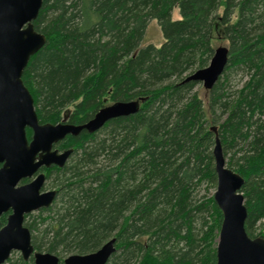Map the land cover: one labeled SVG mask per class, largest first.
<instances>
[{"label":"trees","instance_id":"obj_1","mask_svg":"<svg viewBox=\"0 0 264 264\" xmlns=\"http://www.w3.org/2000/svg\"><path fill=\"white\" fill-rule=\"evenodd\" d=\"M152 19L164 42L139 47ZM34 27L47 43L22 79L41 123L83 124L106 97L139 103L56 145L73 152L63 167L44 168L53 203L26 216L37 251L85 254L115 237L107 264H216V135L225 159L248 147L226 163L245 180L247 233L264 237V0H45ZM215 32L229 57L205 101L185 78L210 63ZM238 71L249 77L233 92L229 73ZM203 185L210 195L198 200ZM12 256L5 264H35Z\"/></svg>","mask_w":264,"mask_h":264},{"label":"water","instance_id":"obj_2","mask_svg":"<svg viewBox=\"0 0 264 264\" xmlns=\"http://www.w3.org/2000/svg\"><path fill=\"white\" fill-rule=\"evenodd\" d=\"M44 1L0 0V216L13 208L0 228V264H5L14 251L25 260L33 257L35 264H60L58 255L34 248L32 232L25 225L28 214L49 207L57 195L56 189L43 191L46 175L40 170L66 164L73 149L59 151L54 146L68 135L96 132L110 119L133 114L139 107L136 100L119 101L83 124L66 119L58 123L39 121L33 95L22 76L30 58L47 43L46 35L34 27ZM228 57V47H217L210 63L185 80L212 88L225 70ZM28 129L32 131L30 139ZM213 156L217 175L214 199L223 215L216 264H264V237H251L245 229L247 207L241 192L245 180L228 167L217 135ZM25 179L32 180L22 183ZM115 243L112 237L96 251L69 255L63 264H107L116 251Z\"/></svg>","mask_w":264,"mask_h":264},{"label":"rangeland","instance_id":"obj_3","mask_svg":"<svg viewBox=\"0 0 264 264\" xmlns=\"http://www.w3.org/2000/svg\"><path fill=\"white\" fill-rule=\"evenodd\" d=\"M222 11H223V7H220L218 13L221 14ZM180 16H181V14H180V11H179V7L175 6L173 11H172V18L173 19H179ZM213 39H214L213 40V44H214L215 48H217L219 46L229 47L228 41L225 38H223L222 36L218 35V33H216V32L214 34V38ZM163 42H164V36L162 34V30H161V27L159 25V22L156 19H152L149 22V24H148V27L146 29L144 38L141 41V44H140L139 47H143V46H146L148 44H154L156 46H160ZM248 77L249 76L246 73L242 72V71L233 72V74L229 73V87H230V89L233 90V92H234V90H237L238 88H241L242 84L247 80ZM194 92H197L199 94V96L203 97L204 100L206 101V99L208 97V90L203 85V82H199L196 85V87L194 89ZM104 101H105L104 104H106V105H110L112 103L111 100L108 97H106ZM72 110H73V107H70L69 110H66V111L63 112V116L69 115L70 111H72ZM217 114L219 115L220 111H217ZM247 148L248 147L246 145H243V146H240V145L238 146L237 145V146H235L233 148L232 152H229L227 154L226 161L232 160L233 162H237L239 157L242 155L243 152H245L247 150ZM52 188H54V187H53L51 179L49 178L45 182V185H44L43 189L44 190H49V189H52ZM209 192L212 194L213 190H210ZM209 195L210 194H208L207 185H203L200 188V191L198 193V197L197 198H198V200H204V197H207ZM38 211L39 210H36V211L33 212L35 214V215H33V217L39 215ZM33 217H28V218L25 219V221L27 220V222H30L33 219ZM42 217L46 219V222H48V220L50 218L49 215L46 216L45 213L42 215ZM262 222L264 223V220ZM43 226H44V224H43ZM38 251L46 252L45 249H41V250H38ZM76 253H78V252H76V251L66 252V253H63V254L59 255V257L63 260L66 257H68L69 255L76 254ZM12 254H13V256L11 255L12 257H17V256L21 255V253L19 251H14Z\"/></svg>","mask_w":264,"mask_h":264},{"label":"flooded vegetation","instance_id":"obj_4","mask_svg":"<svg viewBox=\"0 0 264 264\" xmlns=\"http://www.w3.org/2000/svg\"><path fill=\"white\" fill-rule=\"evenodd\" d=\"M61 142V141H60ZM59 142V143H60ZM57 145V144H56ZM54 146V148H57V149H59V151H64V150H66L67 148H64V149H61L60 150V148H58L57 146ZM1 166H2V164H1ZM52 167V166H51ZM44 172L45 173V175L47 176V174H46V172H45V170H44V168L43 169H41L40 170V172ZM32 179H25V180H23L22 181V183H28V182H30ZM46 181H47V177H46ZM52 189H55V188H52ZM57 190V189H56ZM43 191H45L44 189H43ZM57 196V195H56ZM56 198V197H55ZM13 212V208L12 207H10L6 212H4L1 216H0V228L2 227V226H4L6 223H7V220H8V216L11 214Z\"/></svg>","mask_w":264,"mask_h":264}]
</instances>
